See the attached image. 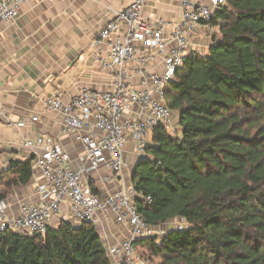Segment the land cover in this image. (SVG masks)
Segmentation results:
<instances>
[{
  "label": "trees",
  "instance_id": "16d2710c",
  "mask_svg": "<svg viewBox=\"0 0 264 264\" xmlns=\"http://www.w3.org/2000/svg\"><path fill=\"white\" fill-rule=\"evenodd\" d=\"M212 18L220 36L184 58L167 91L177 129L154 127L132 173L153 199H136L149 223L187 221L134 242L150 264H264V0H227ZM32 162L0 173V201L31 181ZM0 264L113 263L92 223L62 220L45 234L0 232Z\"/></svg>",
  "mask_w": 264,
  "mask_h": 264
},
{
  "label": "built area",
  "instance_id": "2783aa9c",
  "mask_svg": "<svg viewBox=\"0 0 264 264\" xmlns=\"http://www.w3.org/2000/svg\"><path fill=\"white\" fill-rule=\"evenodd\" d=\"M26 1L0 0V22L14 20ZM147 1L130 0L94 41L95 47H106L104 53H98L97 60L113 73L112 90L83 88L68 102L58 95L44 100L48 110L62 116L63 132L76 134L85 155L80 158L79 167H71L70 153L53 139H26L24 146L41 149L33 166L42 170L45 182L37 186L38 202L22 204L17 214L8 212L6 200L0 201V232L11 229L22 235L45 234L52 220L62 216L64 206L71 220L92 223L97 229L110 214L128 233L118 242H107L112 263L150 264L136 252L134 242L162 238L171 230L186 228L184 218L151 224L138 211L136 199L147 204L153 199L125 183L124 172L131 168L126 147L131 140L136 155L142 159L147 156L154 127L172 124L173 111L166 101L170 83L189 54L191 41L199 34L209 35L214 11L227 0H179L181 15L175 22L146 19L143 12ZM157 57H161L162 70L151 67ZM37 119L35 114L32 120ZM18 125L24 122L19 121ZM102 166L110 169L103 175L105 182L115 179L121 184L106 197L85 180L89 172L99 171Z\"/></svg>",
  "mask_w": 264,
  "mask_h": 264
},
{
  "label": "crops",
  "instance_id": "0c3cea01",
  "mask_svg": "<svg viewBox=\"0 0 264 264\" xmlns=\"http://www.w3.org/2000/svg\"><path fill=\"white\" fill-rule=\"evenodd\" d=\"M129 3L130 0H27L14 20L0 22V173L6 172L13 161L32 159L34 162L41 149L24 146L23 142L36 137L59 143L71 155L70 166L79 167L80 158L85 155L82 144L74 132H63L62 116L48 110L44 100L58 95L68 102L83 88L98 91L114 88L113 73L97 60L98 53H104L106 47L97 48L94 41L114 14ZM143 14L153 21H178L179 0H148ZM204 42L203 34L196 36L189 53L204 47ZM151 67L162 70L161 57ZM35 114L38 119L33 121ZM19 121L24 125H18ZM126 151L131 168L124 172L123 178L126 184L134 186L132 173L140 159L131 140ZM33 162L31 181L13 187L4 199L9 213L17 214L22 204L39 200L37 186L45 182V177ZM107 173L110 169L102 166L85 177L102 197L121 185L115 179L105 182L103 175ZM1 186L0 190H4ZM62 220H71L66 206L62 216L51 224L55 226ZM98 232L108 243L128 235L127 228L117 225L110 214L105 216Z\"/></svg>",
  "mask_w": 264,
  "mask_h": 264
},
{
  "label": "rangeland",
  "instance_id": "374dc122",
  "mask_svg": "<svg viewBox=\"0 0 264 264\" xmlns=\"http://www.w3.org/2000/svg\"><path fill=\"white\" fill-rule=\"evenodd\" d=\"M213 35H217V36H220L219 34V26L216 25V24H212V29L210 30L209 32V35H204L205 39H206V42L203 43V46L202 48H198L197 51H201V52H206L207 50V46L212 42L213 40ZM173 120H172V124L169 125V130L170 132H175V130L177 129V122H178V117L173 113ZM6 179H10V176L8 175L6 177ZM4 190H5V186L2 185L1 186ZM12 188H9V190H11ZM139 249L142 250H145L143 246L139 247ZM159 260L157 258L154 259V263L156 264Z\"/></svg>",
  "mask_w": 264,
  "mask_h": 264
}]
</instances>
